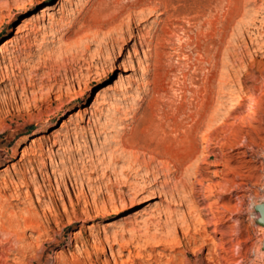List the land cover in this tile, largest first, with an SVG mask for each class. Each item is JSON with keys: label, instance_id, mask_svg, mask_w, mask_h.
<instances>
[{"label": "rangeland", "instance_id": "1", "mask_svg": "<svg viewBox=\"0 0 264 264\" xmlns=\"http://www.w3.org/2000/svg\"><path fill=\"white\" fill-rule=\"evenodd\" d=\"M195 1L0 0V264H264V0H233L232 18L229 0ZM174 119L189 134L149 194L85 173L131 126Z\"/></svg>", "mask_w": 264, "mask_h": 264}, {"label": "bare ground", "instance_id": "2", "mask_svg": "<svg viewBox=\"0 0 264 264\" xmlns=\"http://www.w3.org/2000/svg\"><path fill=\"white\" fill-rule=\"evenodd\" d=\"M210 1V0H209ZM109 2V1H108ZM217 3V2H216ZM225 3V2H224ZM229 10H228V12H227V14H228V16H229V18H232V17H234L236 14H237V7H236V5H235V3H234V1L233 0H229ZM196 1L195 0H192V7H189V8H186V9H184V12L186 13V14H189V13H194L196 10H195V7H196ZM209 4V3H208ZM18 5V4H17ZM212 5H214V3L212 4ZM226 5H227V3H226ZM110 7V6H109ZM206 7V6H205ZM205 7H203V8H205ZM208 8H209V6H207ZM226 9H228V7L226 8ZM20 10V9H19ZM211 11H212V9H211ZM201 14V13H200ZM216 14H217V12H216ZM211 15H213V14H211ZM225 15H226V13H225ZM214 16H215V14H214ZM217 16H218V14H217ZM216 17V16H215ZM213 17H212V20H209V24L210 25H214V22H213ZM216 19V18H215ZM214 19V20H215ZM219 20V19H218ZM208 21V20H207ZM216 22V21H215ZM260 33H262V32H260ZM262 35H263V33H262ZM264 36V35H263ZM260 37H261V35H260ZM263 38V37H262ZM263 45V44H262ZM259 48H260V46H259ZM263 49V48H262ZM264 50V49H263ZM264 55V54H263ZM245 96L244 95H241V96H238V98H236L232 103V105H233V108H236V107H239V105L242 103V101H244V98ZM231 110V109H230ZM226 115H228V112H225L224 114H223V116L225 117ZM186 116V115H185ZM169 118V117H168ZM154 122H156V121H154ZM153 122V124H150V125H148V126H145L144 128H143V130H141L140 132H137V131H135V127H133V126H131L130 127V130H129V134H127V133H124L120 138H118V140L116 141V144H117V147H118V149H120L121 151H122V155L121 156H117V157H113V156H115V155H112V159L111 160H109L108 162L107 161H104V160H102V161H104V162H102L100 159V162H98V160L96 161V160H94V161H88L89 163H88V165L86 164L85 165V168H84V171H86L85 173H87L88 175H93V174H95V173H99V171H100V174L98 175V174H95V176L96 175H98V184L97 185H99V183H101L102 185H101V187H103L104 188V190L105 191H110L109 193H111L112 191H115L114 190V188H116L115 186L117 185V183L118 182H120L119 180H120V178L119 177H121V176H130V178H132V179H136L137 180V182H140L139 180H141L142 182H144L145 183V186L143 185V187H141L139 190H136V189H138L137 188V186H136V184L133 182H129L128 180L127 181H124V186H123V189H120V190H118V191H115L114 193L118 196V197H120V198H124V199H126V198H128L129 196H130V194H132L133 196H135V198L137 199L138 197H139V193L138 192H140V194L142 193V192H146V193H150V189H152L153 187H155L156 186V184H157V182H158V180H159V178L161 177L160 176V173H159V169L156 167V166H153V163H155L157 160L158 161H161V163H163V161H168V162H171V161H169V160H167L168 159V156H167V154H166V152H168V149H169V147H172V145H174L173 146V148L174 147H177L176 145H175V143H176V141L175 140H178V134L180 133V134H187L188 133V131H186V130H184L183 128H182V124L178 121V119L177 120H172V121H170V120H160V121H158V122H156V123H154ZM134 125H135V123H134ZM182 125V126H181ZM189 125V124H188ZM193 127L195 128V127H197V125L196 126H194L193 125ZM181 128H182V130H181ZM185 128V127H184ZM187 128V127H186ZM189 128V127H188ZM187 128V129H188ZM190 128H192V125H190ZM126 130V129H125ZM35 133V132H34ZM127 134V135H126ZM189 134V133H188ZM178 135V136H177ZM181 136V135H180ZM187 136V135H186ZM182 138H183V136H182ZM187 139V138H186ZM180 140L181 139H179V143H180ZM173 142H175V143H173ZM183 142V141H182ZM181 142V143H182ZM172 143V145L170 146V144ZM103 144V143H102ZM177 144V143H176ZM106 145V144H105ZM104 146V145H103ZM179 146V145H178ZM111 147V146H110ZM104 147H102V149H103ZM172 148V149H173ZM101 150V149H100ZM104 150V149H103ZM170 150V149H169ZM173 150H175V149H173ZM112 151V150H111ZM172 150H170V152H171ZM174 153V152H173ZM173 153H172V155H173ZM111 154V153H110ZM109 154V155H110ZM112 154H114L113 152H112ZM93 155V154H92ZM106 155V154H105ZM117 155V154H116ZM169 155V154H168ZM91 156V155H90ZM145 156H148L149 157V159H146L145 158ZM171 156V154L169 155V157ZM108 157H110V156H108ZM107 157V158H108ZM92 158V157H91ZM88 159H89V157H88ZM101 159H102V157H101ZM109 159V158H108ZM169 159H172V156L169 158ZM84 160V159H83ZM107 160V159H106ZM156 160V161H155ZM174 160V159H173ZM86 161V160H85ZM95 161L96 162H98V163H95ZM174 161H176V160H174ZM84 162V161H83ZM120 162H122V163H126V166L124 167V168H122L121 166H119L118 165V163H120ZM165 162V164H167ZM176 162H178V160L176 161ZM81 163V162H80ZM121 163V164H122ZM181 163V162H180ZM82 164V163H81ZM120 164V165H121ZM171 164H173V162L171 163ZM175 164V163H174ZM173 164V166H174V169L173 170H175V171H177V169H178V166H179V169H180V164H178V166L176 167V165H174ZM77 165V164H76ZM99 166H102L101 168L99 167ZM136 166V167H135ZM164 166V165H163ZM166 166V165H165ZM165 166H164V168H165ZM83 167V166H82ZM167 167V166H166ZM100 168V169H99ZM162 168V167H161ZM166 169V168H165ZM73 170H75V169H73ZM83 170V169H82ZM160 171H161V169H160ZM167 171V170H166ZM166 171H165V173H166ZM170 171H172V170H170ZM179 171V170H178ZM69 172V171H68ZM75 172V171H74ZM180 172V171H179ZM71 173V172H70ZM83 173V172H82ZM168 173V172H167ZM172 173V172H171ZM174 173V172H173ZM178 173V172H177ZM76 174H78V173H76ZM179 174V173H178ZM178 174H177V176H178ZM71 175V174H70ZM168 175H169V173H168ZM84 176H86V175H84ZM163 176H165V175H163ZM167 176V175H166ZM173 176H176V175H173ZM176 176V177H177ZM180 176V175H179ZM77 177V176H76ZM91 177V176H90ZM182 177V176H181ZM127 179H129L128 177H127ZM131 179V180H132ZM71 180V183H73L74 181H76L74 178L73 179H70ZM93 180V179H92ZM105 180V181H104ZM126 180V179H125ZM130 180V179H129ZM172 180V179H171ZM174 180V179H173ZM63 181V180H62ZM95 181V180H94ZM103 181H104V183H103ZM134 181V180H133ZM160 181V180H159ZM163 181V180H162ZM165 181V180H164ZM78 182V181H77ZM90 182V181H89ZM122 182H123V180H122ZM136 182V181H135ZM136 182V183H137ZM141 182V183H142ZM168 182H170V181H168ZM225 182V181H224ZM223 182V183H224ZM64 183V182H63ZM62 183V184H63ZM68 183V182H67ZM86 183H87V181H86ZM91 183V182H90ZM140 183V184H141ZM160 184H161V182H159ZM158 183V184H159ZM164 183V182H163ZM88 184V183H87ZM138 184V183H137ZM164 184H167V182H165ZM61 185V184H60ZM73 185V184H72ZM86 185V184H85ZM90 185V184H89ZM89 185H86V186H89ZM94 185H95V183H94ZM94 185H93V187H94ZM118 185H120V184H118ZM117 185V186H118ZM172 185V184H171ZM174 185H175V182H174ZM224 185H226V182H225V184ZM224 185H222V186H224ZM138 186H139V184H138ZM161 186V185H160ZM163 186V185H162ZM167 186V185H166ZM165 186V187H166ZM170 186V185H169ZM90 187V186H89ZM178 187V186H177ZM100 188V187H99ZM119 188H121V187H119ZM160 188H162V187H160ZM225 188V187H224ZM223 188V189H224ZM70 189V188H69ZM155 189V188H154ZM170 189H172V188H170ZM117 190V189H116ZM164 190V189H163ZM162 190V191H163ZM176 190V189H175ZM63 191V190H62ZM92 191V190H91ZM149 191V192H148ZM151 191H153V189L151 190ZM156 191H159V190H157L156 189ZM177 191V190H176ZM175 191V192H176ZM103 192V191H102ZM101 192V193H102ZM165 192H166V190H165ZM170 192V191H169ZM168 192V193H169ZM46 193V192H45ZM65 193V192H64ZM66 193H67V195H68V192L66 191ZM100 193V194H101ZM62 194V193H61ZM97 194V193H96ZM177 194V193H176ZM192 194V193H191ZM223 194V193H222ZM17 195V194H16ZM178 195V194H177ZM176 195V197H179V195L177 196ZM20 196V195H19ZM65 196V195H64ZM97 197L98 196H100V195H96ZM102 196H103V194H102ZM149 196V195H148ZM173 196V195H172ZM101 197V196H100ZM64 198V197H63ZM119 198V199H120ZM168 198H169V196H168ZM181 198H183L182 196H181ZM171 199V198H170ZM172 200H174V199H172ZM127 201V200H126ZM79 202V201H78ZM73 204V203H72ZM78 204V203H77ZM113 205V204H112ZM115 205V204H114ZM124 208V204H121V203H119V205H117V206H112L111 208H110V211L112 212V213H114V212H118V211H121L122 209ZM225 208V207H224ZM209 210V209H208ZM224 210H226V209H224ZM207 211V210H206ZM8 212V211H7ZM11 212V211H10ZM4 212H2V213H0V214H3ZM56 213V212H55ZM216 213H218V212H216ZM3 217V216H2ZM58 217V216H57ZM42 218V217H41ZM170 218V217H169ZM10 219V218H9ZM76 219V218H75ZM78 219V218H77ZM74 220V219H73ZM73 220H71V218H69V222H68V225H70V226H72L74 223H75V221H73ZM49 221V220H48ZM52 222V221H51ZM56 222H57V220H56ZM5 223V222H4ZM43 223V222H42ZM41 222H39L37 219H32L31 218V216H29V217H27V218H25L24 220H23V224L25 225V226H31L33 229H34V231L35 230H37V231H43L44 233H48V231H46V229H45V227L43 226V224H42ZM50 223V222H49ZM53 223V222H52ZM22 224V225H23ZM57 224V223H56ZM203 224V223H202ZM221 224V223H220ZM15 226V225H14ZM14 226H13V223L11 222L10 224H9V230L8 229H5L4 228V226H2L1 228H2V230L9 236V239L13 242V244H14V249L16 250H14L16 253H17V255L19 254V255H22L23 253H24V251L23 250H25L24 249V247L23 246H21V244H19V242H20V240L22 239V237L17 233V231H16V228H14ZM212 226H214V228H213V230L216 228V227H218V222H214L213 223V225ZM50 228V227H49ZM1 234V233H0ZM223 234L224 233H222L221 232V237L223 236ZM39 236H41L40 234H39ZM50 236V235H49ZM47 237V236H46ZM40 238V237H39ZM51 238V237H50ZM50 238H48V239H50ZM53 238V237H52ZM8 241V240H7ZM52 241V240H51ZM208 241V240H207ZM44 242V241H43ZM205 242V241H204ZM3 243V242H2ZM40 244V243H39ZM1 246H2V244H1ZM7 247V246H6ZM12 247V246H11ZM2 248V247H1ZM224 248V247H223ZM30 249V248H29ZM1 250V249H0ZM4 251H6L5 249H4ZM8 251V250H7ZM26 252V251H25ZM31 252V251H30ZM29 252V253H30ZM25 254V253H24ZM27 254V253H26ZM35 254H36V252H35ZM35 254H33V255H31V257H30V262L28 263V264H33V262H38V261H40V260H38V259H40V257L37 259L36 258V256H35ZM18 255V256H19ZM26 256V255H25ZM227 256V255H226ZM220 259H227V257H224V256H221V258ZM217 260V259H216ZM58 263V262H57ZM35 264V263H34Z\"/></svg>", "mask_w": 264, "mask_h": 264}, {"label": "water", "instance_id": "3", "mask_svg": "<svg viewBox=\"0 0 264 264\" xmlns=\"http://www.w3.org/2000/svg\"><path fill=\"white\" fill-rule=\"evenodd\" d=\"M252 212L254 214V223L261 229L262 239L260 252L262 255V259L264 260V199L260 201H256L253 204Z\"/></svg>", "mask_w": 264, "mask_h": 264}]
</instances>
